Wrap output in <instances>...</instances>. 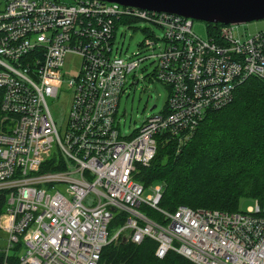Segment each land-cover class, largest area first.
<instances>
[{"label": "built area", "instance_id": "built-area-1", "mask_svg": "<svg viewBox=\"0 0 264 264\" xmlns=\"http://www.w3.org/2000/svg\"><path fill=\"white\" fill-rule=\"evenodd\" d=\"M138 22L162 31L144 42L151 54L112 55L116 26ZM233 27L204 41L192 20L176 15L97 0H0V252L20 245L19 264H99L110 243L150 239L158 258L172 252L193 264H264V202L236 213L167 212L158 208L162 186L143 199L137 181L164 137L184 143L239 83L264 80V28L244 38ZM71 59L79 62L70 78ZM147 59L169 97L161 113L123 136L119 99ZM62 90L70 106L60 135L47 100ZM115 214L125 220L113 229Z\"/></svg>", "mask_w": 264, "mask_h": 264}, {"label": "trees", "instance_id": "trees-1", "mask_svg": "<svg viewBox=\"0 0 264 264\" xmlns=\"http://www.w3.org/2000/svg\"><path fill=\"white\" fill-rule=\"evenodd\" d=\"M219 27L207 24L209 36L215 37ZM137 181L146 188L162 186L158 208L167 212L185 207L236 213L243 198L262 204L264 80L249 78L239 83L231 101L208 111L184 143L164 137ZM4 205L0 197V214ZM144 211L151 219L161 221L156 211ZM124 220L123 214H115L112 228L121 227ZM156 248L150 239L139 245L120 239L102 249L99 264H193L172 252L158 258ZM19 249L17 245L7 255L0 252V264H19Z\"/></svg>", "mask_w": 264, "mask_h": 264}, {"label": "rangeland", "instance_id": "rangeland-1", "mask_svg": "<svg viewBox=\"0 0 264 264\" xmlns=\"http://www.w3.org/2000/svg\"><path fill=\"white\" fill-rule=\"evenodd\" d=\"M64 4H72L73 0H59ZM264 28V20L250 22L233 27V34L236 32L238 37L247 38L254 35ZM148 29L149 31H146ZM153 31L155 36L162 38V31L156 27L149 26L147 23L138 22L127 26L117 25L114 33L111 50L112 55L126 59L142 58L150 55L151 50L144 47L146 40H153L150 32ZM192 32L201 40L210 38L207 24L192 20ZM217 34V33H216ZM78 60L71 59L69 63V73L71 78L76 75ZM65 88L64 85L61 89ZM169 97V91L164 84L158 82L154 76V65L150 59L143 61L140 66L127 76V81L123 94L119 99L118 109L115 117V124L119 128L121 135L129 136L139 129L144 121L152 116H157L163 111ZM48 108L53 118L55 127L60 135H63L67 125L68 112L70 106V92L67 90L60 91L57 99H48ZM155 108L152 109V107ZM159 184H153L147 187L142 195L144 199L151 195V190ZM254 206L252 199L243 198L239 201V212H245L249 207ZM115 231H110L113 234ZM126 235V234H125ZM5 234L0 233V245H3ZM22 255V253H20Z\"/></svg>", "mask_w": 264, "mask_h": 264}, {"label": "water", "instance_id": "water-1", "mask_svg": "<svg viewBox=\"0 0 264 264\" xmlns=\"http://www.w3.org/2000/svg\"><path fill=\"white\" fill-rule=\"evenodd\" d=\"M140 10L176 15L214 26L264 20V0H97ZM155 106L152 107V109Z\"/></svg>", "mask_w": 264, "mask_h": 264}]
</instances>
